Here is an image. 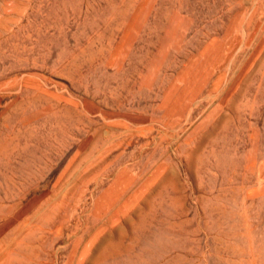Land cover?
I'll use <instances>...</instances> for the list:
<instances>
[{"label":"rangeland","instance_id":"1","mask_svg":"<svg viewBox=\"0 0 264 264\" xmlns=\"http://www.w3.org/2000/svg\"><path fill=\"white\" fill-rule=\"evenodd\" d=\"M0 264H264V0H0Z\"/></svg>","mask_w":264,"mask_h":264}]
</instances>
